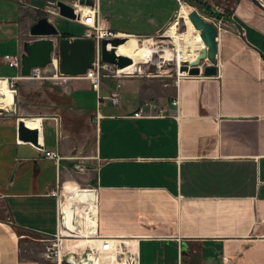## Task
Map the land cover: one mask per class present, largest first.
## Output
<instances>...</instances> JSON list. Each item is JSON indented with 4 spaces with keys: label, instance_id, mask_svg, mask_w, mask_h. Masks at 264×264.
<instances>
[{
    "label": "crops",
    "instance_id": "1",
    "mask_svg": "<svg viewBox=\"0 0 264 264\" xmlns=\"http://www.w3.org/2000/svg\"><path fill=\"white\" fill-rule=\"evenodd\" d=\"M213 1L231 10L211 19L220 22L217 73L175 74L174 85L160 91L144 74H110L96 89L52 63L39 78L22 76L2 56L25 52L27 8L0 0V76L15 75L18 88L12 109L0 110V198L7 212L0 219V264H54L44 241L57 231L51 191L61 188L63 231L132 237L135 264H264V9L252 0ZM178 2L98 6L103 23L126 33L117 53L144 62L155 49L148 47L151 37L137 34L170 22L163 34L175 32L181 62L205 45L193 24L188 32L172 31L192 7L177 9ZM58 31L73 38L85 27ZM8 86L0 79V101L12 96ZM145 99L156 100L161 113L134 116ZM21 118L38 130L37 144L18 137ZM46 149L57 150L59 160ZM89 161L91 179L81 172ZM81 179L95 190L81 187Z\"/></svg>",
    "mask_w": 264,
    "mask_h": 264
},
{
    "label": "water",
    "instance_id": "2",
    "mask_svg": "<svg viewBox=\"0 0 264 264\" xmlns=\"http://www.w3.org/2000/svg\"><path fill=\"white\" fill-rule=\"evenodd\" d=\"M257 6L264 9L263 0H252ZM30 4L43 8L47 0H29ZM80 3L91 4L93 0H79ZM58 15L74 19L76 12L65 0H56ZM192 24L199 29V34L204 42L201 50L190 60H182L178 71H186L189 75H214L217 73V66L214 64L217 56V35L218 27L210 19L206 18L197 8L188 12ZM29 33L37 36L23 42L25 52L21 54L20 74L29 76L31 67H45L52 61V52L59 55L58 68L66 74H82L86 68L91 66L95 56V43L90 37L63 36L59 33L55 24L47 15L36 18L29 25ZM124 40V37H113L102 39L100 42L101 59L104 62L116 65L124 72L127 69H134L132 58L125 54H119L115 46ZM208 58L209 61H205ZM132 64L131 67L123 68ZM202 65V66H201ZM18 137L37 144L38 130L28 125L21 118L18 120Z\"/></svg>",
    "mask_w": 264,
    "mask_h": 264
},
{
    "label": "built area",
    "instance_id": "3",
    "mask_svg": "<svg viewBox=\"0 0 264 264\" xmlns=\"http://www.w3.org/2000/svg\"><path fill=\"white\" fill-rule=\"evenodd\" d=\"M71 6H73L76 16L74 18L75 21L82 24L85 27V31L81 36L84 37H90L94 40L95 43V56L93 61L91 62V66L87 67L85 72L82 74H77L79 76H83L87 78L94 88L98 89L100 86V83L102 81L103 75H105L104 69L108 68L112 70V75H133V74H144L141 71V64L152 62L153 60H147L144 62H133L134 69L139 71L135 73L136 71H133V69H127L124 72L121 71L120 68H118L116 65L104 62L101 59V51H100V42L102 39H111L113 37H124L123 34L125 32H121L110 25H107L103 23V18L101 16L99 6H98V0H93L91 4L86 3H80L79 0H65ZM21 3L26 4L30 3L29 0H23ZM81 6L84 7V9H81ZM44 12H49V10H53L55 12L54 15H58L57 12V4L56 0H47V3L42 8ZM218 29L220 26L219 20L217 22L213 21ZM139 36H142L143 34H137ZM37 37V36H36ZM3 59L8 62L10 66H13L17 69L21 67V54L20 53H5L3 54ZM170 65H174L172 67L175 68V73L178 76L180 73H178V66L181 62H177L176 60L167 59ZM59 62V55L57 52H52V61L49 64H54L55 67H58ZM136 64H138L136 66ZM159 64V63H158ZM159 67V65H158ZM42 70L43 67L41 66H34L31 67L30 76L34 78H39L42 76ZM62 74V73H61ZM189 76L188 73L184 74ZM191 76V75H190ZM0 78H5L8 85L13 89L14 93L16 91L15 88V80L16 76H0ZM118 90H112L110 93V100L112 103L116 104L118 102ZM173 103H178V99H174ZM162 111V107L159 106L154 99H145L143 100L137 110L133 112L134 116H145V115H156L160 114ZM38 128V127H37ZM45 155L51 159L59 160L60 154L57 150L54 149H46ZM95 190L94 187H91ZM63 191V188H62ZM51 194L54 195L57 199V221H58V227L55 234L50 236L47 239L46 249H45V256L47 258H50L54 264H82L80 262L81 256L89 257V255H94L95 261L98 260L99 256L102 254H107L108 257V264H122L120 262H123L125 260L126 254H127V247L126 245L122 244L119 240L120 236H115L111 234H101L98 233L96 230L94 232L90 233V237H93L95 239V242L88 243L83 247H75L73 249L67 248L66 246V238L71 235L78 234L75 230H66L63 231L62 224L64 223V215L61 210V202H62V195L63 193L58 190H52ZM135 243V242H134ZM71 253V254H70ZM136 258V257H135ZM18 264H42L38 261H27L22 260L19 261Z\"/></svg>",
    "mask_w": 264,
    "mask_h": 264
},
{
    "label": "rangeland",
    "instance_id": "4",
    "mask_svg": "<svg viewBox=\"0 0 264 264\" xmlns=\"http://www.w3.org/2000/svg\"><path fill=\"white\" fill-rule=\"evenodd\" d=\"M21 1L23 2V0H20V3H21ZM204 1L208 2L211 5V7L214 9V11L218 12L220 15L227 16L228 11L231 13V10H227L225 7L221 6L218 2H215L213 0H204ZM108 2H109V0H100L102 9H105V7L108 5ZM181 3H184L185 5H192L193 7L197 8L205 17H207L210 20L212 19V16L215 17L214 15H209L206 12H204L198 3H188L186 0H179L177 9L178 8L180 9ZM23 5H25L27 8L26 16H24V18H23L24 20L22 22L21 36L23 39L29 40L30 37H32V35L29 33V30H28L29 25H30V24H28L29 21L31 20L33 22L36 20V18H38L39 16H42V15H47L48 18L52 22H54L57 29H61L62 31L72 32V33H82V31H84V27L82 25L78 24V22L75 21L74 19H70V18L61 16V15H54L55 13H52L51 11L50 12H44L41 8L36 7L30 3H26V4L23 3ZM179 20H181V21L176 22V24L181 26L180 31L188 32L187 30L190 29V27L192 26L191 20L189 19V16H188V12L182 13L179 16ZM168 24H166L161 30H159L155 33H151V34H147V35L143 34L142 36H140V37H143V36L144 37H151L152 40L150 42H148L150 44V45H148V47L151 46L152 48L155 49V50L150 52L149 56H143L142 57L145 61L149 60V59L153 60L152 62H147V63L141 64V70H142L141 72L144 73V75H142V76L148 78L149 79L148 81L153 85V87L155 89L159 88L160 91H163V89H162L163 87H165L167 85H174V83H175L174 80H175V74L176 73H175V68L172 67V66H174L173 64L169 65L166 63L165 65L164 64L162 65V63H161L162 61L161 62L159 61L161 71H159V67H158V56H160V55H161V57H164V56H168L169 54H172L174 57L173 60H176L177 48L173 42V37L170 35L163 34L164 29ZM177 28H178V26L173 28L172 31L177 30ZM177 32H178V30H177ZM194 33H195L196 38L194 39L193 46L195 47L198 45V42L200 43V38L198 35H196V32H194ZM161 49H163V50L161 51ZM162 52H164V53L162 54ZM152 53H155V54H152ZM157 53H159V54H157ZM137 65L138 64H136V66ZM104 72H105V75H103L102 80H103V78L110 77L108 75L111 74L112 70L109 69V67H108V68L104 69ZM137 72H139V71L136 70L135 73H137ZM122 76H127V75H122ZM15 88H16L15 93H14L13 89L11 91V95H12L10 97L11 99L9 98L8 100L5 99V100L0 101V106H3L2 108H0V110L12 109V106H13L12 100L14 101V98L18 96L17 86H15ZM89 164L90 165H88V166L86 164L83 171H81V172H82V175L86 176L88 179H91L92 178L91 176H92L93 163H90V161H89ZM88 179H81V181L82 180L83 181H82V183H80V186L81 187H92L93 183L91 181H90L91 184H87V182L84 183ZM87 185H89V186H87ZM61 192H62V188L60 190V193ZM0 219L7 220V212L5 210L4 200L1 198H0ZM44 242H45L44 249H46V244L48 241L45 240ZM80 247H83V246L80 245ZM42 264H45V263H42Z\"/></svg>",
    "mask_w": 264,
    "mask_h": 264
},
{
    "label": "bare ground",
    "instance_id": "5",
    "mask_svg": "<svg viewBox=\"0 0 264 264\" xmlns=\"http://www.w3.org/2000/svg\"><path fill=\"white\" fill-rule=\"evenodd\" d=\"M181 5H183L184 6V3H181ZM193 8H195V7H191L187 12H189L191 9H193ZM81 9L83 10L84 9V7L83 6H81ZM53 12V13H55L53 10H49V12ZM202 14V13H201ZM173 26H178L179 27V30H178V32H180V27L181 26H179L178 24H175V23H173L172 24ZM198 31H199V29H197ZM124 34H126V33H124ZM123 34V35H124ZM170 36H172V37H174V38H176L175 37V32H173V33H171L170 34ZM200 50H197L196 51V53H195V55L199 52ZM157 54H159V53H157ZM174 59V57H173V55L172 54H169L168 56H164V57H161V55L160 56H158V63H159V61L162 63V65L164 64H169L168 62V60L167 59ZM208 61H209V59L208 58H206ZM216 64V63H215ZM159 65V64H158ZM170 65V64H169ZM132 66V64H130V65H128V66H126V67H123V68H128V67H131ZM202 66V65H201ZM121 69V68H120ZM159 71H161L160 70V65H159ZM182 74H180L179 76H182V75H184V74H186L187 72L186 71H180ZM178 73H179V71H178ZM192 76V75H191ZM0 79H5V78H0ZM8 88L11 90V87L10 86H8ZM25 121V120H24ZM26 123V122H25ZM31 123H33V121H29L28 122V124L29 125H31ZM70 236L69 237H67L66 238V240H67V242H66V246H67V248H71V249H73V248H75L76 246L77 247H80V245H82L81 243H79V241H81V242H84V241H86L87 243H92V242H95V239L93 238V237H90V236H80V235H71V234H69ZM119 240H120V242L122 243V244H124V245H126V247H127V254H126V259L125 260H123V262H120V263H122V264H135V262H136V246H135V243H134V239L132 238V237H119ZM82 246H84V245H82ZM71 254V253H70ZM108 255L107 254H102L101 256H99V258H98V260L97 261H95V256L94 255H89V257L87 258V257H85V256H81V258H80V262L82 263V264H108L109 262H108ZM138 258V257H137ZM101 260V262H99Z\"/></svg>",
    "mask_w": 264,
    "mask_h": 264
},
{
    "label": "trees",
    "instance_id": "6",
    "mask_svg": "<svg viewBox=\"0 0 264 264\" xmlns=\"http://www.w3.org/2000/svg\"><path fill=\"white\" fill-rule=\"evenodd\" d=\"M188 3H198L201 9L209 15L221 16L218 12L214 11L211 5L204 0H186ZM64 35H70L69 33H63Z\"/></svg>",
    "mask_w": 264,
    "mask_h": 264
}]
</instances>
